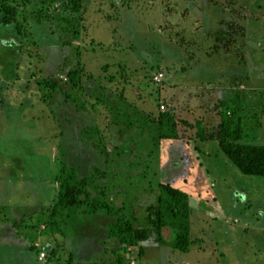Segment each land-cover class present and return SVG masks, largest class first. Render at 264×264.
Wrapping results in <instances>:
<instances>
[{
  "label": "rangeland",
  "instance_id": "rangeland-1",
  "mask_svg": "<svg viewBox=\"0 0 264 264\" xmlns=\"http://www.w3.org/2000/svg\"><path fill=\"white\" fill-rule=\"evenodd\" d=\"M5 6L0 264H264V177L197 135L264 146V0Z\"/></svg>",
  "mask_w": 264,
  "mask_h": 264
},
{
  "label": "trees",
  "instance_id": "trees-1",
  "mask_svg": "<svg viewBox=\"0 0 264 264\" xmlns=\"http://www.w3.org/2000/svg\"><path fill=\"white\" fill-rule=\"evenodd\" d=\"M5 17L0 19V25L8 26L13 24L15 9L5 6L3 10ZM225 128V127H224ZM219 132V136H207L201 124H198V138L205 141L219 142L220 151L232 162L238 171L248 177H264V146L243 145L237 143L239 136L231 137L228 128ZM229 131V132H228ZM238 132V130H237ZM63 193L59 196L58 206L60 208L74 209L81 206L79 189L70 184H62ZM167 193L174 200H180L182 196L179 190L165 186ZM56 211V209H55ZM119 234L128 237L132 243H145L149 241V232L145 229H135L128 225L119 230Z\"/></svg>",
  "mask_w": 264,
  "mask_h": 264
},
{
  "label": "crops",
  "instance_id": "crops-1",
  "mask_svg": "<svg viewBox=\"0 0 264 264\" xmlns=\"http://www.w3.org/2000/svg\"><path fill=\"white\" fill-rule=\"evenodd\" d=\"M233 72V71H232ZM233 74H237L236 72ZM231 83H225L224 85H219L218 87H216L217 89H221V92H223L225 95H230L232 94L231 92L233 91V88H231L229 85ZM230 91V92H229Z\"/></svg>",
  "mask_w": 264,
  "mask_h": 264
}]
</instances>
